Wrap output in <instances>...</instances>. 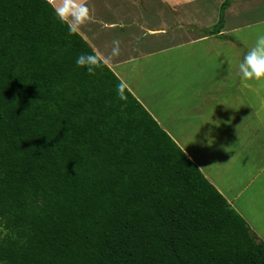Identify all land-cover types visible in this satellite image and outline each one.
<instances>
[{"label": "trees", "instance_id": "trees-1", "mask_svg": "<svg viewBox=\"0 0 264 264\" xmlns=\"http://www.w3.org/2000/svg\"><path fill=\"white\" fill-rule=\"evenodd\" d=\"M220 4L213 33L223 26ZM48 0H0V264H264L242 216Z\"/></svg>", "mask_w": 264, "mask_h": 264}, {"label": "crops", "instance_id": "crops-1", "mask_svg": "<svg viewBox=\"0 0 264 264\" xmlns=\"http://www.w3.org/2000/svg\"><path fill=\"white\" fill-rule=\"evenodd\" d=\"M171 1L173 5L181 7V2L178 0ZM241 1L242 0H232L229 7L225 9V22L223 21V26L217 33H213V28L210 29V26L213 27L214 24L211 23L210 25H204L207 26L205 32L197 29L199 34L193 31L184 32V27L182 26L186 25L185 23H192L191 21H194L195 18L190 19V21L182 16L178 17V19H183L185 22L177 23L174 30L166 33L168 25L165 26L163 19H158L157 22L154 19L149 20L147 18L146 9H141L140 11L136 9L137 6L139 7V0H136V2L115 0L113 3H110L109 0H101V2L98 0H90L89 2L91 5L89 7L94 9L93 20L98 21L104 18L101 17L102 13L109 11L111 13L114 12L112 17L115 19H109L112 26H116V20L120 22L119 27L123 26V33L119 27L113 28V32L110 33L115 35V39L121 42L120 55H122L121 57L123 58H114L108 63V66L116 75L117 71L125 75L127 74V70L135 72L136 67L140 70L144 66L145 61L151 56L166 54L171 50L182 51L185 47H195L197 43H203L204 45L206 42L209 43V48L214 49L217 45L226 47H224V49L215 50L216 53L214 52V54L216 58L212 53L205 54V62L210 67L214 68L217 65L218 68H229L228 56L231 59L232 70H238V64L243 59L246 46L243 44L242 38L237 39L238 27L236 24L229 23V21L232 20L227 19V16L231 11L237 10L236 6L239 5L238 3H241ZM105 15H107V13H105ZM152 22H155V24ZM109 26L108 21H105L101 28ZM197 27L200 28V25ZM140 29H143V31L140 32ZM194 29L196 30V28ZM144 31H146L145 34H143ZM200 32L203 33L200 34ZM88 33L90 36L92 35L89 31H86L85 34L82 32L79 34L88 41L85 38L86 35L88 36ZM230 35H233L234 39H229ZM139 36H142V39L138 40L137 38H139ZM161 40L170 42L169 46L167 48L163 47L166 42H161ZM112 41L113 39L108 37V39L102 41L97 39V44H93L92 42H90V44L87 43L94 51L107 55L111 52L113 46ZM132 47L133 49H131ZM186 52L187 51L184 50L182 53L183 59L188 62V65H195V60L193 63L191 56H189V54H187V56L185 55ZM159 61L167 62L168 59L161 57ZM232 70L228 71L229 73L226 77L225 74L227 71L222 73L223 70L220 71L221 73H219L218 76L214 75L215 71H213L211 75L206 77L208 84L218 81L220 85L223 86L214 88L204 85L203 87L206 88L204 90L201 87L198 88L196 84L192 87L193 94H195L198 101V106H195L197 103L191 98L192 100L187 106L183 104V108H181L180 105L178 110L175 109L172 111L174 123L177 124V120L180 118L181 122L179 126L185 127L183 130L185 132L186 129L187 135L193 133V139L188 140L183 135H175V130L167 128L161 122L158 123H160L161 128L175 141L191 161L201 170L204 176L225 197L229 205L242 216L252 233L255 234L260 241L264 242V142L260 144H229V132L234 133V129H237L239 126V129H242V126L247 125V123H244V118L241 117L240 114H235V111L231 112L232 116L225 115L226 119L223 120L224 118L217 117L219 113L217 110L218 108H211V102L214 99L217 101L223 100L221 108L227 105V100H229L228 102L236 100L237 97L241 96L243 87L246 84L252 86V88L246 89L248 92H258L260 81H256V84L253 85L248 81H242L240 76L235 79L229 78ZM126 78H128V76ZM128 84L131 83L128 82ZM134 89L135 85L134 82H132V94V90ZM262 103L263 99L259 101V104ZM219 110L221 109L219 108ZM228 110L230 111V109ZM148 112L152 115L150 111ZM153 117L155 120L158 118L155 115ZM211 118L213 121L220 122L218 127L213 123H205ZM258 118L259 113L255 112V114L252 115V120L256 121L261 128H264V121L260 122ZM210 130L211 136L214 137V142L211 147H208L205 146L207 143L205 134L209 133ZM243 157L246 158L243 159Z\"/></svg>", "mask_w": 264, "mask_h": 264}, {"label": "rangeland", "instance_id": "rangeland-1", "mask_svg": "<svg viewBox=\"0 0 264 264\" xmlns=\"http://www.w3.org/2000/svg\"><path fill=\"white\" fill-rule=\"evenodd\" d=\"M89 1L90 0H88V5L90 6L91 4ZM98 1L101 2V0ZM109 1L110 3H113L115 0ZM127 1L136 2V0ZM139 1V7L137 6L136 9L139 11L141 9H146L147 18L149 20L154 19L157 22L158 19H163L165 22V26L168 25L166 33L168 31L174 30L177 23L185 22L183 21V19H178V17L182 16L187 20L195 18V22L190 20L192 23H185L186 25L182 26L184 27V32L186 33L187 31H193L199 34V31L197 29L205 32V28L207 26L204 25L217 23L220 4L223 0H178L179 2H181V7L173 5V2L171 0ZM238 4L239 5L236 6L237 10L231 11L227 16V19L232 20L229 21V23L237 25V39L242 38L243 44L246 46V49L244 50L246 53L248 49L255 44L257 36L261 32H264V0H242L241 3ZM105 13H107V15H105ZM105 13H102L101 15V17L104 18L98 21L92 20L80 31L83 34H85L86 31L92 33L91 36L89 33L88 36H85L89 44L90 42H92L93 44H97V39H99V41L106 40L108 39V37L115 39V35H112L110 33L113 32V28L119 27L120 22L116 20V26H112V24L109 22V19H115L114 17H112L114 15V12L111 13L109 11H105ZM105 21H108V24L110 26L101 28ZM152 23L155 24V22ZM198 25H200V28L197 27ZM119 28L123 33V26H120ZM194 28H196V30ZM212 28L213 27L210 26V29ZM141 31H143V29H140V32ZM145 33L146 31L143 32V34ZM202 33L200 32V34ZM137 39H142V36H139V38ZM229 39H234L233 35H230ZM164 41L165 40H161V42ZM165 42L166 44H164L163 47L167 48L170 42ZM208 44V42H206L204 45L203 43H197L195 47H185L182 51L171 50L166 54H156L148 58L145 61L144 66L140 70L136 67L135 72L127 70V74L125 75L124 73H118L117 71V76L120 80L128 81L131 84L132 82H134L135 89L132 90L133 94L143 104V106L152 113L153 116L155 115L158 117L156 118L157 122H161L167 128L175 130V135H183L188 140L193 139L194 134L190 133L189 135H187L186 129L184 132L183 128L185 127L179 126L181 122L180 118H178V120L176 119L177 124L174 123L172 111L175 109L178 110L180 105L181 108H183V104L187 106L191 102V98H193L194 102L196 101L195 103L198 102L195 94H193L192 91V87L195 86V84L198 88H203V90L206 89L203 87L204 85L214 88L223 86L220 85L218 81L208 84L206 77L211 75L213 71H215L214 75L216 76L221 73V70H223L222 73H225L227 71V73L225 74L226 77V75H228L229 73L228 71L233 69V67L230 69L218 68L217 65L214 68L210 67L205 62V54L212 53L215 56V50L224 49L225 46L217 45L213 49L209 48ZM131 49H133V47ZM184 50L187 51L185 54L186 56L187 54L191 56L193 63L195 60V65H188V62L183 59L182 53ZM121 56L122 55H119V57H116V59H122L123 57ZM161 57H164V59H168V61H159L161 60ZM237 72L238 70H232L229 78H238V76L240 75H238ZM127 76L128 78H126ZM248 82L252 83L253 85L256 84V80H251ZM131 84H129L130 91ZM249 88H252V86L246 84L243 87L241 96L237 97L236 100H231L230 102H228L229 100H227V105L223 108H221L223 100L217 101L216 99H214L211 102V108H218L217 110L219 111V113L218 115L216 114L217 117H222L224 118L223 120H225V115L232 116L231 112L235 111V114H240L241 117L244 118V123H247V125L242 126V129H239L240 126L237 129H234V133L229 132V144H260L264 142V128H261V126H259L256 121L252 120V115L255 114V112H258V121H264V81H260V84L258 85V92H248L246 89ZM262 99L263 103L259 104V101ZM195 106H198V103L195 104ZM219 108L221 110H219ZM228 109H230V111ZM244 158L246 157H243V159ZM256 240L258 241L259 239L256 237Z\"/></svg>", "mask_w": 264, "mask_h": 264}, {"label": "clouds", "instance_id": "clouds-1", "mask_svg": "<svg viewBox=\"0 0 264 264\" xmlns=\"http://www.w3.org/2000/svg\"><path fill=\"white\" fill-rule=\"evenodd\" d=\"M58 20L67 25L69 35L79 34L85 25L94 19V9L88 5V0H48ZM120 41L113 39L111 52L104 55L100 52L81 53L76 58V66L86 69L90 76L96 75L98 69L106 67L108 63L121 54ZM227 55V54H226ZM229 69L231 68V59L227 56ZM238 74L242 81H264V32H261L256 39L255 44L244 54L242 61L238 64ZM129 84L121 80L117 84V96L122 101H127L126 90ZM205 123H213L217 127L219 121H213L212 118ZM207 141L205 146L211 147L214 137L211 136V130L205 134ZM194 142V141H192Z\"/></svg>", "mask_w": 264, "mask_h": 264}]
</instances>
